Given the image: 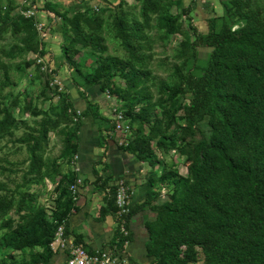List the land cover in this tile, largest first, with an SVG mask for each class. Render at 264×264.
<instances>
[{
	"label": "trees",
	"instance_id": "1",
	"mask_svg": "<svg viewBox=\"0 0 264 264\" xmlns=\"http://www.w3.org/2000/svg\"><path fill=\"white\" fill-rule=\"evenodd\" d=\"M234 4L240 6L237 0H234ZM158 11H162L159 0H141L144 19ZM242 18L244 22L242 25L236 24L237 28L225 25L212 35L214 48L201 79L180 77L182 85L192 92L189 104H180L176 109L163 113V118L171 122L178 110L184 112L179 118L184 121V126L177 133H181V142L188 150V176L164 171L157 177L156 173L150 171L147 174V198L140 205L130 206L128 214L123 217L128 236H124L117 226L110 244L111 252L121 247L124 240L131 239V218L148 208L154 215L145 225L148 233L147 256L151 264H196L200 252L209 258L210 264H264V23H257L247 14L242 15ZM79 20V16L70 20L75 41L97 52H104L105 47L100 44V38L86 35ZM162 20L166 32L173 33L175 17L165 14ZM139 29L138 24L129 26L118 23V36L125 50L132 59L142 61L139 52L143 47L138 42L141 36L132 32ZM12 31L16 33L18 30L14 26ZM32 47L36 55H45L43 42L38 36ZM180 47V56L194 57L195 44L189 38L182 41ZM63 54L68 65L74 63L65 48ZM74 68L77 69V66ZM113 68L121 73L126 72L124 76L127 77L130 90L136 89L147 78V73L136 69L130 61L107 58L98 65L96 74L84 77L86 87H104L110 95L114 94L118 103L123 102L124 107L119 110L131 129L133 123H148L152 115H157L151 108L144 107L135 112V104H129L127 91L111 89ZM42 75L49 83L51 76L48 73ZM163 89L168 94L169 103L173 101L176 90H184L180 86L170 88L166 84ZM82 99L86 104L82 112L84 116L92 103L87 98ZM61 101L63 105L57 119L47 120L53 122L54 126L60 120L72 122L75 116L73 109L69 112L73 108L71 100L62 97ZM142 101L143 98L136 100L137 104ZM95 108L93 119L108 123L110 131H113L115 124L112 116L103 117L97 104ZM195 115L207 120L209 137L200 135L198 140L194 139ZM161 120L155 121L153 132L160 133ZM76 122V130H67L64 138L61 161L67 163L71 162V155L77 153V130L84 124L77 119ZM6 128L5 121H0V130ZM109 138L124 153L135 156L139 161L149 162L151 166L157 164L149 139L136 136L126 144L119 145L120 139L113 135H109ZM167 140L174 142L172 135ZM100 141L102 144L107 142L101 135ZM19 142L30 144V163L26 175L35 177L37 182L46 176L53 179L50 169L52 174L59 177L55 188L57 196L50 210L37 204L34 193L23 192L15 207V223L8 220L4 222L11 232L0 239V250L9 248L23 252L32 249L35 253L26 264H48L52 255L50 243L58 227L63 225L64 236H68L65 221L74 206L68 185L74 182L76 176L63 175L59 170V160L52 161L50 167L45 165L40 152L41 143L48 142L46 127L38 129V135H28L19 139ZM97 176L95 184L102 183L96 185L107 190V206L110 208L113 205L114 216L118 220L114 194L121 178L115 180L106 177L102 180ZM29 180L31 178H26L22 187ZM156 180L161 184L168 182L177 191L188 192L189 201L183 204L175 194L161 199L157 192L152 191ZM10 208L11 201L0 205V218ZM73 241L76 245L80 244L78 238ZM9 259L11 264H15L13 255H9Z\"/></svg>",
	"mask_w": 264,
	"mask_h": 264
},
{
	"label": "rangeland",
	"instance_id": "2",
	"mask_svg": "<svg viewBox=\"0 0 264 264\" xmlns=\"http://www.w3.org/2000/svg\"><path fill=\"white\" fill-rule=\"evenodd\" d=\"M159 1L162 11L150 13L144 19L141 14V0H0V121L4 120L7 125L6 129L0 130V205L11 201V208L0 218V239L11 232L4 222L8 220L15 223V207L23 192L34 193L37 204L50 210L54 207L57 195L56 185L50 183L52 177L46 176L42 182H37L35 177L26 175L30 163V144L21 143L19 139L28 135L36 136L38 129L46 127L48 142L41 143L40 154L45 165L50 167L52 161H61L65 134L67 130H76V119L86 123L92 120L95 105L99 102H96L94 96L90 99L89 91L98 93L101 115L107 113V110L112 111L113 107H124V103H118L114 94L110 95L106 88L86 87L84 77L96 74L98 65L107 58L130 61L136 69L147 73V78L136 89L130 90L127 77L124 76L126 72L121 73L113 68L111 89L127 91L129 104H135V112L149 107L157 114L152 115L148 123H133L131 133L126 139L110 131L108 123H103L107 136L114 135L120 140L124 139L125 144L136 136L149 139L157 164L151 166L149 162L140 161L145 164L146 185L150 171L156 173L157 177L164 171L188 176V150L181 142V133H177L184 126V121L179 120L184 112L178 110L171 122L163 118V113L191 101L192 92L186 85H182L180 77L201 79L214 48L212 35L217 34L225 25L232 29L242 25V15L245 14L257 23H264V0H237L240 6L234 4V0ZM96 4L98 10L94 8ZM29 6L37 9L33 19H27L22 13ZM165 14L176 19L175 29L171 34L166 32L162 23V16ZM75 16L80 17L79 21L86 35L100 38V44L105 47L104 52H97L75 41L70 22ZM36 22L43 23L44 27L50 29L43 42V58L51 69L49 83L42 75L40 66L37 65L36 52L32 49L37 39L34 26ZM120 22L129 26H140L138 31L132 32L141 36L138 42L143 47L139 52L142 61L132 59L125 50L118 36ZM14 26L18 30L16 33L12 31ZM186 38L195 44L194 57L179 55L180 43ZM64 48L73 64H67ZM50 82L57 84L52 85ZM164 84L170 88L180 86L184 90H176L173 101L169 103L168 94L163 89ZM70 89H75L81 98H87L92 105L83 116L71 101L73 108L69 112L72 109L75 111L73 121L65 123L60 120L54 126L53 122L49 123L47 120L57 119L63 105L62 97L70 100ZM108 94L110 97H107ZM138 98H143L139 104L136 102ZM110 111L108 114L111 117ZM157 119H162L160 133L152 131ZM194 127L195 140L200 135L209 137V127L204 117L195 115ZM170 135L174 142L167 140ZM74 159L75 155H71V162ZM49 173L53 180L59 181V177L52 174L50 169ZM26 178L31 180L22 187L21 184ZM152 191L157 192L161 199L175 194L183 204L189 201L188 192L177 191L168 182L161 184L156 180ZM34 253L35 250L32 249L20 252L2 248L0 264H11L9 255L14 256L15 264H26ZM196 264H210V260L200 252Z\"/></svg>",
	"mask_w": 264,
	"mask_h": 264
},
{
	"label": "crops",
	"instance_id": "3",
	"mask_svg": "<svg viewBox=\"0 0 264 264\" xmlns=\"http://www.w3.org/2000/svg\"><path fill=\"white\" fill-rule=\"evenodd\" d=\"M68 93L76 109L83 112L85 102L77 91L70 89ZM97 94H94L93 90L88 92L90 99L94 96L101 109L100 98ZM108 111L110 110L102 116L109 117ZM103 123L93 118L88 123L84 122L77 130L78 150L75 154L77 158L68 163L58 161L59 170L63 175L73 176L74 174L82 179L77 200L65 221L68 232L66 241L70 245L74 244L73 240L78 238L80 245L88 252L111 249V240L114 239L117 228L113 205L111 204L108 208L107 190L96 185L102 183L95 184L96 174L102 180L106 177L124 180L132 191L131 205L133 206L142 204L147 198L145 164H142L136 157L124 153L115 142L110 140ZM100 135L106 139V143H101ZM50 183L58 184L55 179H52ZM153 218L154 215L148 208H144L131 218L129 223L131 239L128 240L122 253L127 261L126 264H151V259L147 256L148 233L145 225ZM50 249L52 255L48 264H67V249L59 247L55 249L50 247Z\"/></svg>",
	"mask_w": 264,
	"mask_h": 264
},
{
	"label": "built area",
	"instance_id": "4",
	"mask_svg": "<svg viewBox=\"0 0 264 264\" xmlns=\"http://www.w3.org/2000/svg\"><path fill=\"white\" fill-rule=\"evenodd\" d=\"M98 0H96L97 2ZM96 10L97 4L94 6ZM37 9L34 6L27 7L26 10H24L22 13L26 18L35 17L36 16ZM35 30L37 33V36L40 38L42 42L45 41V38L49 35L50 29L44 27L43 23L36 22L35 23ZM49 63H47L43 56L37 55V65L40 66V70L43 74L45 73H51V69L48 68ZM53 83L57 82H50V84L53 85ZM55 84V85H56ZM107 97H110L109 94ZM79 113V112H78ZM111 116L114 121V132H116L119 136H123L125 139L128 137V135L131 133V127L129 123H127L124 120L123 113L119 110L118 107H113L111 111ZM125 144L124 139H121L119 141V145ZM77 158V157H75ZM82 184V179L80 177H76L74 182L71 183L69 186V191L71 193V197L73 202L77 200L78 191H79V185ZM116 190L114 194L115 199V205L117 207V226H119L122 234L124 236H128V230L125 228V217L131 206V196L132 191L130 187L127 186V183L120 179L117 182ZM121 247L116 248V250L111 252V250H100L96 252H88L85 250V248L82 245H76V244H68L66 241V237L64 236V227L63 225L59 226L54 238L51 240L50 247L54 248L59 247L61 249H67L68 250V257H67V264H126V259L122 256V253L124 251V247L128 244L127 240L123 241Z\"/></svg>",
	"mask_w": 264,
	"mask_h": 264
}]
</instances>
